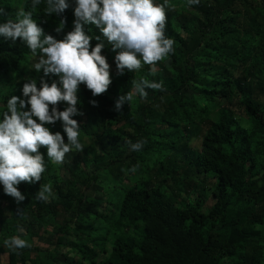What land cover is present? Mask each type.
I'll use <instances>...</instances> for the list:
<instances>
[{"label": "trees", "instance_id": "1", "mask_svg": "<svg viewBox=\"0 0 264 264\" xmlns=\"http://www.w3.org/2000/svg\"><path fill=\"white\" fill-rule=\"evenodd\" d=\"M169 5L165 36L174 51L156 63L155 75L146 64L119 75L120 50L85 25L104 40L112 83L95 97L80 85L83 115L73 118L83 152L57 165L42 147L46 171L41 181L18 186L26 197L19 205L0 184V258L7 264H264V0ZM45 7L42 0L33 18L62 39L73 28V8L57 34L60 17ZM21 8L31 11V0H0L12 18ZM37 60L19 40L0 36V113L8 98L22 96L25 76L37 87L41 78L58 80L36 72ZM134 80L162 82L163 90L146 88V98L135 94L115 111ZM45 126L67 142L61 122ZM141 140L140 151L127 143ZM41 184L52 186L47 202L35 198ZM17 235L31 246L7 247Z\"/></svg>", "mask_w": 264, "mask_h": 264}, {"label": "clouds", "instance_id": "2", "mask_svg": "<svg viewBox=\"0 0 264 264\" xmlns=\"http://www.w3.org/2000/svg\"><path fill=\"white\" fill-rule=\"evenodd\" d=\"M42 0H31V11L19 9L12 18L0 9V36L13 44L19 40L26 45L31 54L38 57L34 64L36 72L43 71V76H55L58 80L24 77L22 96L12 95L7 99L6 110L0 113V184L6 195L13 197L17 204L25 200L18 186L21 183L33 184L41 181L46 171L45 156L40 151L46 149L47 158L59 165L66 154L73 150L84 151L80 142L81 125L73 117L81 116L78 96L80 85L84 84L92 95L99 96L109 89L111 65L102 54L105 47L101 36L89 35L85 25L96 26L102 37L112 45L116 69L123 75L151 65V74L155 75V65L174 51L175 41L165 36L167 11L171 7L169 0L157 4L154 0H44L46 15L60 17L54 31L63 32L67 18L62 14L73 8V28L57 39L46 34L44 28L33 18V12ZM189 6L199 5L200 0H187ZM46 22V21H45ZM97 41L93 47L91 41ZM134 91L120 95L114 110L122 112L124 104L131 102L138 94L146 98V88L163 90L162 82L148 80L133 81ZM61 102L66 103L63 110ZM93 106L95 100L90 101ZM61 122L63 133H53L45 125ZM132 151H140L146 141L127 142ZM138 165L130 170L136 171ZM52 196V186L41 184L35 198L47 202ZM17 215L22 216V209L17 208ZM18 231L23 233V227ZM12 250L23 249L31 245L21 236H13L5 241ZM19 254V253H18Z\"/></svg>", "mask_w": 264, "mask_h": 264}, {"label": "rangeland", "instance_id": "3", "mask_svg": "<svg viewBox=\"0 0 264 264\" xmlns=\"http://www.w3.org/2000/svg\"><path fill=\"white\" fill-rule=\"evenodd\" d=\"M70 154H71V152L68 153V154H66V156H65V160H64V161H67V160L69 159ZM42 245H43V244H42ZM0 264H7V258H6L5 255L1 256V258H0Z\"/></svg>", "mask_w": 264, "mask_h": 264}]
</instances>
